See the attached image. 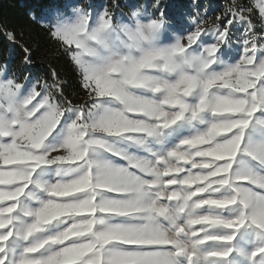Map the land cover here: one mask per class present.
I'll use <instances>...</instances> for the list:
<instances>
[{
	"label": "snow or ice",
	"instance_id": "6c2138e0",
	"mask_svg": "<svg viewBox=\"0 0 264 264\" xmlns=\"http://www.w3.org/2000/svg\"><path fill=\"white\" fill-rule=\"evenodd\" d=\"M124 6L0 23V264H264V0Z\"/></svg>",
	"mask_w": 264,
	"mask_h": 264
},
{
	"label": "trees",
	"instance_id": "16d2710c",
	"mask_svg": "<svg viewBox=\"0 0 264 264\" xmlns=\"http://www.w3.org/2000/svg\"><path fill=\"white\" fill-rule=\"evenodd\" d=\"M52 0H0V23L8 28H14L17 31L25 30V39H28V33L31 32V39L28 41L33 46H39L43 51L48 47L47 41L43 39L40 30L31 24L28 13L33 11L39 13L41 7L48 5ZM19 39V37H18ZM19 49L0 36V62L3 63L7 59L11 60L12 66L18 68ZM33 59H40L39 53L34 55ZM53 67L62 73L67 72V66L63 60H52ZM38 73L44 71L43 66L34 68ZM72 89L70 88L69 91Z\"/></svg>",
	"mask_w": 264,
	"mask_h": 264
},
{
	"label": "rangeland",
	"instance_id": "374dc122",
	"mask_svg": "<svg viewBox=\"0 0 264 264\" xmlns=\"http://www.w3.org/2000/svg\"><path fill=\"white\" fill-rule=\"evenodd\" d=\"M64 0H52L48 5H45L43 7H41V9L39 10V13L37 14V16H39L41 14V12L51 6H53L56 3H63ZM83 2V0H82ZM94 3L96 4H102V3H111L112 0H93ZM143 2V0H119V3L121 4V8H120V12L127 14L130 12V8L129 7H125V4L128 5H135L137 3ZM165 2L169 5V13L170 15L173 16H179L180 11L182 10V7L184 5H186V3L188 2V0H165ZM225 2V0H202V3L204 5H208L209 6V15H213L214 14V10H218V6L219 5H223ZM33 12V11H31ZM9 60V59H7ZM5 62L1 63L0 62V67L3 66ZM10 70H18V68L12 66V63H10ZM32 72L38 73V71H36L35 69H32Z\"/></svg>",
	"mask_w": 264,
	"mask_h": 264
}]
</instances>
